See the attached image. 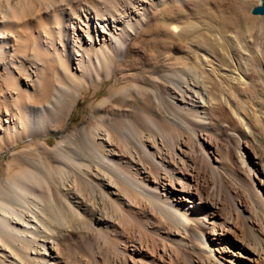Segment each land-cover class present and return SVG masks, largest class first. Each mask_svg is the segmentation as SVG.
<instances>
[{"label":"bare ground","instance_id":"bare-ground-1","mask_svg":"<svg viewBox=\"0 0 264 264\" xmlns=\"http://www.w3.org/2000/svg\"><path fill=\"white\" fill-rule=\"evenodd\" d=\"M13 1L0 0V155L4 151L15 147V145L22 140L41 136L45 133V128L53 125L55 120L64 121L82 92L81 90L85 83L93 84L95 82L108 80L113 76L116 77V82L118 84L122 82L126 83V81L128 82L129 80L128 78L132 81H138L140 79L139 77H143L146 74L154 76L158 72H161L162 75H159L157 78L171 85L172 83L179 84L180 81L168 76V74H171L168 72L174 71L173 68H175V64L182 66L188 65L189 52H196V54L201 52L204 56L210 55L214 57V60H217L221 65L219 69L221 67H228V69H230L234 67L233 63L235 62L237 66L235 70L240 71V74L249 81L242 89L239 88L237 90L232 87L233 90L230 92L232 93L231 96L234 98L225 96V99L232 107L237 105V107H235L238 112L237 114H239V112H244L246 115L245 117L249 118L246 125H250L249 127L251 128L252 146L258 152L261 151L259 158L262 157L261 159L264 160V140L257 138L255 135L257 127L264 133V100L261 97L259 86L255 84V81L251 82L254 78H259L262 79L264 83V77L257 68L259 65V59L256 57L258 53L254 47H251L253 44L251 45L249 41L252 39L255 44L256 41L260 39L259 37L264 41V19H262L264 15L253 13L256 8H260L263 5L264 0H258L257 2L256 0H206L202 1V4H199L200 1L198 2L197 0H167L168 5L164 8H168L170 13L158 18L154 16L157 15L156 12L153 17L149 16L150 13L148 12L143 15L139 13L140 7L143 6V3H141L143 0H15L16 3L14 2V5L16 9H14ZM71 2L79 5L71 7ZM26 5L27 7H35V5L38 8L41 7V9H38L39 11H37V8L33 9L37 11L33 16L37 13L39 14L43 6L46 7V10L55 11L54 14L57 18L56 22L58 23L56 28L58 35L51 38L50 43L47 45L53 46L57 59L55 57H49L50 51L48 46H46L47 48H45L44 54H38L34 51V53H32V58L29 59L28 53L32 49H30L29 45L22 44L21 36L18 35L15 41L10 39L9 35L11 32L9 33L8 30L11 27V17L9 18L8 13L10 10H14L15 15L20 16L22 8L25 9ZM66 5L68 9L61 8ZM19 7H21V10H19ZM56 7L59 8L58 11L55 9ZM67 10L78 16L76 17V21H72L73 23L68 21L69 17L68 19L66 18L67 15L65 11ZM26 13L22 14L25 15ZM93 15L101 19L100 21L103 23V28L110 32L111 38L103 39V37H101V40L97 43L96 36H93V34H96V30L92 31L96 23L93 19ZM159 15H161L160 12ZM259 17H262V20L259 19ZM153 21L158 23H156L157 25L154 27L151 26ZM68 22L72 27H75V24L80 26L86 23V28L80 30L89 34V39L92 43H90L89 49L84 48L80 43L82 48L79 47L83 51L82 55H77L81 50L76 51L73 50L74 46L71 47L74 43L71 44L70 41L69 30L72 28L68 27ZM192 22L193 24L189 25ZM186 24L189 26H186ZM227 33H231L235 35V37H228L225 35ZM80 38L81 37H79V39ZM235 41H237L239 47H237ZM134 42L138 45L136 50L130 48V45L134 44ZM183 46H186L187 50L184 51L182 49ZM258 46L260 48L259 51L262 52L264 57V45L259 43ZM240 49L250 52L252 56L250 60L253 59V67L255 66L256 70L255 72L253 71L251 75H245L243 73V62L241 63L238 57ZM73 51L78 52H74V55L76 54L75 56H79L74 70L71 68V64H73ZM177 53H179L180 59L178 60L180 61L171 63L170 61L178 57L176 55ZM53 62H55V64ZM194 65L196 69L201 67L197 61L196 63L194 62ZM51 69L52 71L55 69L54 73H56V76H54L55 86L53 89H51L52 87L42 89V97L37 99L35 95H33L34 89H31L32 82H34L33 78L40 72L43 74L39 75L45 77L49 72H52ZM185 69L182 67L176 68V71L178 74L188 75ZM128 70L133 72V74L128 73L127 75ZM205 74H207L205 78H207V80L211 79L210 81L212 82L213 78L211 74ZM171 76L174 75L171 74ZM42 79L44 80V78ZM151 81L152 83L147 85L153 87L156 91V99L160 101V108H157V110L164 107V112L171 116V124L183 127L184 130L191 134L194 141H199L200 135L196 132L195 125L193 124L194 122L198 123V121L193 120L194 122L192 123V119H189L186 115H197V117L201 119L202 117L199 116V111L193 110L195 108L197 109L199 105L198 108L204 109L202 105L203 102L209 103L210 100L217 101V96L214 95L213 92L221 91L219 84L215 81V83L212 82L213 88L209 93L210 97H208V100L207 98L205 100L203 90L200 87V92L198 91L199 96H197L199 99L198 103L200 104L196 106L197 103L195 102L196 105L193 106V110L190 109L192 110L190 113L186 111V115H180L176 114V111L172 112L176 107L162 94L165 90L164 86L159 85L154 79ZM23 83L25 84L24 86ZM44 86H46V83ZM161 87H163V91ZM142 89L130 88L128 90V93L130 92L128 95L122 93L121 97L119 95L114 96V99L106 101L100 107L95 108L94 116L101 115V117L98 118L97 127L99 124H104L102 126L106 128L105 130L109 137V141H107L108 144H103V141L98 142L97 139H95L96 135L92 134L91 128L90 130L88 129L90 132L86 131L87 128L82 131L81 139L85 149L99 155L100 159H102L101 161L105 163L102 164V166L111 173V181L118 185L120 190L123 191L122 193L126 196L123 195L125 197L124 201H122L123 207L121 206V202L118 201L121 206H119L118 212L112 215L99 217L97 225L102 227L103 230H107L106 232H109L116 239L118 236L125 233H132L135 231L142 232L141 228L145 226L139 221L140 212L145 213V209L151 207L152 212L156 210L157 214L159 213L162 218H164V222H167V225H169V232H165V235H157L160 236L159 238L163 243L164 254H168V248H178L186 254L193 255L192 258H189L190 264H241L234 259L235 255L232 253L233 250L227 249L222 239L220 240L221 242L219 241L220 243H218V241H216L217 238L214 237L209 239L206 235L209 230L212 237L219 235L216 232L217 230H221L222 224L224 223L220 222L219 224V222L216 221L217 218H220L218 217V213L215 211L210 214L205 213L203 217L200 218L199 215L195 213L196 211H189L183 207L182 201L179 200V197L176 195L178 190L175 188L169 189L167 181L172 182L170 184H173V182L179 183L176 179L179 178L178 175L180 171L177 170V168H169L163 158L162 160L159 159L160 153L149 151L147 143L141 139L142 135H145V132L151 134V137L152 135L156 136V132L158 134L161 132L154 129L157 127V124L153 123V116L149 118V114H152L155 108L151 107L154 99L146 89ZM184 92L190 93L191 91L189 92V90L186 89ZM221 94L224 96L223 90L220 95ZM24 96L28 99V104L26 103L25 106L21 104V98ZM112 97L113 96H111V98ZM130 97L133 98L130 99ZM184 97L187 96L184 95ZM140 98H143L145 102H141ZM113 104L118 107L126 106L130 108V110H123L124 112H120L119 114L117 112L113 113L117 108H113L114 110H112V112H108L102 107H113ZM249 104H252L253 107L256 108V111L253 112V116L247 110ZM246 105L248 106L246 107ZM155 106L158 107L157 103ZM161 110L163 111V109ZM219 110L222 113L227 112L223 104H220ZM153 114H155V112ZM102 119H106V121L103 122ZM120 120H124V122ZM5 122L8 124L5 125ZM149 124H151V126H156L151 127ZM139 128H142V130H139ZM236 137L239 136L235 135L234 138L237 139ZM161 139L166 146H170L171 148H174L171 146V141L179 142V138H177L174 132L166 134L161 132ZM238 139L240 141V138ZM131 143L136 145L140 156V162H138V166L140 165V167L134 165L132 168L140 173L142 171L141 169H143L144 174H150V177L149 175L148 177H144V181L141 182L136 180L135 177L127 176L119 167L120 165L129 166L133 163L130 159V157L133 156L129 153V149L127 148ZM38 146V149H30V152H18L12 155L11 164L7 167V176L0 181V242L4 245V247H2L4 254H6L5 251L7 247L11 245V238H14L16 241L20 240L23 243L33 241V239L37 237H32V239H30L29 234L34 235V233H39V231H41V225H43L41 224L43 218L46 216L49 217V215L54 216L56 199H54L50 192H47L48 196L45 197V193L42 189V185L45 182L44 175H48V171L43 167L45 162L42 158L45 152L49 153V149L46 146ZM118 146L122 148V151L119 150ZM124 148L128 150L126 151ZM58 154V156H54L57 167L60 168L62 172H67L66 169H70L69 159L62 153ZM258 154L259 153H257V155ZM208 158H210L209 155ZM37 160L40 161V163L36 162ZM248 163L249 162L245 163L247 164L248 174L252 176L254 175V168L248 166ZM42 167L45 172L42 171ZM54 170L57 171L56 168ZM185 176L187 178L186 174H184V177ZM151 178L156 179L154 181L155 186L153 187L147 184L148 180L151 181ZM77 179H81V176H78ZM94 192L96 193L95 190ZM246 192L255 210L254 218H249L244 213L243 209H238V215L243 218L244 221L246 220L245 223L247 221L249 222L248 225L252 230V235L257 246L255 250L249 249L251 251L250 255L246 258L248 260L247 264H264V198H261L260 193L257 194L256 191L255 193L249 188L246 189ZM228 196L231 197L230 199H232L231 202L233 205L237 206L236 197L232 196V192H228ZM31 199H34L37 204L39 203V205H41L37 206V212L32 211L30 208V204L32 203ZM111 199L114 200V198ZM114 202L117 203L116 201ZM34 204L32 203V205ZM61 205L70 211L71 208H74L66 198L64 200L62 199ZM209 219H211V222L208 221ZM255 226H258L261 231H263V234L260 235L258 233L259 231L257 232V230L254 229ZM205 229L208 231H205ZM149 232L151 233V231ZM147 233L148 232H146V234ZM111 235H109V238ZM142 235L143 237L145 236L144 234ZM179 235H184L185 237L180 240L177 238ZM234 238L235 244L241 243L240 246H243V241H240L237 237ZM147 240L148 239H146V241ZM191 240H194L195 245L190 244ZM100 242L99 244L90 243L89 245V251L91 250L92 252H90L91 258L89 259L96 261V264H99V260H104V253L112 252L110 250L112 247L108 243L109 239ZM152 242H154V240H152ZM150 243L151 242L148 241L145 244L139 245L132 242L131 246L133 248H131V252H129L131 254H128L132 264H158L155 259L148 258L149 255H147V250L150 249ZM108 244L110 246H108ZM217 244L220 245L217 246L219 249L215 246ZM5 246L7 247L5 248ZM43 246L45 247L43 252L44 255L41 259L46 262L45 264H67V262L59 260L56 244L54 245L53 242H44ZM113 248L115 253L112 252V257L117 252H121L118 247ZM243 248L247 250L249 247L245 246ZM216 252L220 253L221 257L217 256ZM164 254L159 255V258L160 256L163 257ZM10 256L13 257L14 255L10 254ZM111 259L113 258H110V260Z\"/></svg>","mask_w":264,"mask_h":264},{"label":"rangeland","instance_id":"rangeland-1","mask_svg":"<svg viewBox=\"0 0 264 264\" xmlns=\"http://www.w3.org/2000/svg\"><path fill=\"white\" fill-rule=\"evenodd\" d=\"M197 1H200L199 4H202V1L206 0ZM257 1L258 0H256V2ZM14 2L15 0L13 1V6L14 9H16V6L14 5L16 2ZM141 3H143V6L140 7L139 13L142 15L148 12L150 13L149 16L153 17V15L157 13V15L154 16L158 18L170 13L168 8H164L168 5L167 0H143V2ZM74 5L77 6L79 4H73L71 2V7H75ZM26 7L25 9L27 11L22 8L20 16H16L15 11L10 10L8 16L9 18L11 17V27L8 32H11L9 36L12 41H15V39L17 40V36L19 35L21 36L22 44L30 46V49H32L28 53L30 59L32 58V53H34V51H36L38 54L45 53V48H47V44L50 43V39L58 35L56 30L58 23L56 22L57 18L54 14L55 11L46 10V7L43 6L42 11L39 14L37 13L33 16V14L39 11L38 9H41V7L38 8L36 7V5L35 7L33 6L34 8L30 6H28L27 8ZM19 8L18 9L21 10V7ZM36 8L37 11L33 10ZM61 8L68 9V6L66 5ZM55 9L58 11L59 8L56 7ZM65 12L67 15L66 18L68 19L69 17L68 21H70V23H73V20L76 21V17H78L77 15L71 13L69 10ZM159 12L161 15H159ZM22 13L26 14L23 15ZM95 16L96 15H93V19L96 23L94 24V30L92 29V31L96 30V34H93V36H96L97 43H99L101 37H103V39H109L111 38V35L107 29L103 28V23L100 21L101 19H98V17ZM261 18L262 17H259V19ZM262 19H264V17ZM70 23L67 24L69 28H72L69 30V37L71 44L74 43L73 45H71V47L74 46L73 50L76 51L81 50V52L79 53L75 51L72 52V56L74 58L72 57L73 64H71V68L74 70L76 68V61L79 58V56H75L76 54L74 55V52L78 53L77 55H82L83 51L80 45L82 44L84 48L89 49V45L92 42L89 39V34L87 32L84 33L80 30L86 28V23L80 26H77V24H75V27H72ZM156 23L157 22L153 21L151 23V26H156L158 24ZM191 24H193V22L189 25ZM189 25L186 24V26ZM225 35L231 38L235 37V35H232L231 33H227ZM79 37H81L82 40L81 38L79 39ZM259 38L260 39H258L255 44L253 43L252 39H250L249 41L251 45L253 44L251 47H254L258 53L256 56L259 59V65L257 66V68L264 77V57L262 52L259 51L260 48L258 46L259 43H262V45H264V41L263 39H261V37ZM235 42L237 45V41ZM48 47L50 51L49 57H55L56 54L53 46L49 45ZM237 47H239V44L237 45ZM130 48L132 50H136L138 48L137 43L134 42V44H131ZM182 49L185 51L187 50V47L183 46ZM243 50L244 49H240V54L238 55L241 63H244H242L244 67L243 73L245 75H251L253 71L255 72L256 70L255 66L253 67V59L250 60V58H252L250 52ZM176 55L178 57L170 61L171 63H177L180 61L178 60L180 59L179 53H177ZM55 58L57 59V57ZM188 59V65L182 66L179 64H175V68H173L174 71L168 72L174 75L171 76V74H168V76L180 81L179 84L172 83L171 85L169 83H166L162 79L157 78L159 75H162L161 72H158L154 76L146 74L143 77H139L140 79L138 81H132L130 80V78H128L129 80L128 82L126 81V83L122 82L118 84L116 82L117 79L114 76L108 80L95 82L93 84L85 83L82 87V92L78 96L74 106L72 107L67 118L64 121L55 120L53 125L47 126L45 128V133H43L41 136L22 140L18 142L15 147L4 151L0 155L1 181L4 177L7 176V167L11 164L12 155H14L15 153L17 154L18 152L27 153V151L30 152L32 149H38V145L44 147L46 146L49 149V153L45 152L42 159H44L45 165H43V167L48 171V175H44L45 182L42 185V189L45 193V197L48 196L47 192H50L51 195H53L54 199H56L54 216L49 215L50 218L48 216L43 218V220L41 221V224L43 225H41V231H39V233H34V235L29 234L30 239H32V237H37L35 238L36 240L33 239V241L23 243L20 240L16 241L14 238H11L10 247L5 246V248L7 247V250L5 251L6 254H4V251H2V247H4V245H2V243L0 242V264H45L46 262L41 259V257L44 255V242H53L54 245L56 244V248L58 249V256L60 258L59 260H63L67 262V264H96V261L89 259L91 258L92 253L91 250L89 251V245L90 243L99 244L101 240V242H103L106 239H109L108 243L112 247V249H110L112 252H114L113 247H118L121 252H117L115 255H113V257L111 255L112 252L104 253V260H99V264H132L129 260L128 255L131 254L129 252H131V248H133L131 246L132 242L142 245L147 243L148 241L152 243H150V249L147 250V255H149L148 258L155 259L158 264H190L189 258H192L193 255L188 253L186 254L184 251L182 252V250L180 251L178 248H171L172 250L168 248V254H164L162 245L163 243L159 238L160 236L157 235H165L167 232H169V225H167V222H164V218H162L159 213L157 214L156 210H153L152 212L151 207H147V209H145V213L140 212L139 221H141L140 223L145 226L144 228H141L142 232L135 231L132 233H125L118 236V238L116 239L109 232H106L107 230H103L102 227L97 225L99 217L112 215L118 212L120 206L119 202H121L122 204V201H124V198L126 196L124 193H122L123 191L120 190V187L111 181V173H109L107 169L102 166V164L105 163L101 161L102 159H100L99 155L85 149V146L82 143L81 139L82 131L83 129L87 128L86 131L90 132L89 130L91 128V132L92 134L96 135L95 139H97L98 142L103 141V144H108L107 141H109V137L107 136L105 126H102L104 124H99V126L97 127V121L98 118L101 117V115L94 116L95 108L100 107L106 101L114 99V96L119 95L121 97L122 93L128 95L130 93H128V90L130 88H144L142 90L146 89L152 95V98L154 100L153 105L151 104V107H155L154 109L152 108V114L154 112L155 114H149V118H152L153 116V123L157 124V127L154 129L158 132L161 131L163 134L174 132L177 138H179V142L171 141L172 145H170L174 147L171 148L170 146L168 147L164 144V142H162L161 132L159 134L156 132V136L152 135V137L151 134L145 132V135H142L141 137V139L147 143L149 151L155 153L159 152L160 160H162L163 158L169 168H177V170L180 171L178 175L179 178L176 179L179 183L173 182V184H170L172 182L167 181L169 189L175 188L176 190H178L176 195L177 197H179V200L182 201V205H184L183 207H185V209L189 211H196L195 213L198 214L200 218H202L203 214L205 213L210 214L214 211L218 213V217L220 218H217L216 221L219 222V224L220 222L224 223L222 224L221 230H217L216 232L219 235H215L212 237V235H210L209 233L210 230L206 235L209 237V239L214 237L217 238L216 241H218V243H220V240L222 239V241L225 242V247H227V249L229 250H233L232 253L233 255H235L234 259L236 261L240 262L241 264L248 263V260L246 258L250 255V251L255 250L257 246L252 235V230L248 225L249 222L247 221L245 223L246 220L244 221V219L238 215V209H243L244 213L249 218H254L255 210L251 204L250 199L247 197L246 189L249 188L253 192L256 191L257 194L260 193L261 198H264V160L261 159L262 157L259 158L261 155V151L258 152L252 146L253 143L251 139V128L249 127L250 125H246L249 118L245 117L246 115L244 112H239V114H237L238 112L235 108L237 107V105L235 107H232L231 104L227 103L225 96L230 97L232 95V87L237 90L239 88L242 89L249 81L245 79L246 77L244 78L240 74V71L235 70V68L237 69L235 62L233 63L234 67H231L230 69H228V67H221L219 69L221 65L217 60H214V57L210 55L204 56V54L201 52L197 54L196 52H189ZM196 61L199 66H201L198 69H196L194 65V62L196 63ZM53 63L55 64V62ZM56 65L58 66L57 63ZM181 67L184 69L187 67L185 70L188 75L178 74L176 68ZM54 71L55 69L52 72H49V74H47L45 77H43V75H39L43 74L40 72L33 78L34 82H32L31 89H34L33 95H35L37 99L42 97V89L46 87H52L51 89H53V87L55 86L54 76H56V73H54ZM128 73L133 74V72H131L130 70L127 71V75ZM205 73L211 74L213 78L212 82H216L219 84L220 90H223L224 92V96L222 94L220 95L221 91L213 92V94L217 96L218 100H210L209 103H205L202 100V105L204 107L203 109L198 108L200 106V103H198L199 99L197 98V96H199L198 91L200 92L199 89L201 87L205 96V100L206 98L208 100V97H210L209 93L213 88L212 82L210 81L211 79L207 80V78H205L207 77V74ZM42 78H44L45 81ZM152 79L156 80L159 85L164 86L165 90L162 94L165 95L167 100L173 103V105L176 107V109H174L172 112L176 111V114L183 115L186 113V111L190 113L194 109L193 106L196 105V103V106L199 105L197 109L195 108L193 111H199V116L202 117L201 119H199L197 115L189 116L186 115L187 113L185 114L189 119H192V123L194 121H198V123L194 122L193 124L195 125L194 127L196 132L200 135L199 141H194L191 137V134L184 130L183 127L171 124V116L164 112V107L161 108L163 109V111L161 109H158L159 111L157 110V108H160V101L156 99V91L153 89V87L147 85L152 83ZM257 80L260 81L258 82ZM254 81L256 82L255 84L259 86V90H261L262 95L261 97L264 100V83L262 79L254 78L251 82ZM45 83L46 86H44ZM24 85L25 84L23 83V86ZM161 88L163 91V87ZM186 89L191 92H184L186 91ZM184 95H186L188 98L184 97ZM111 96L113 97L111 98ZM132 98L133 97H130V99ZM21 100V104H24L23 106H25L26 103L28 104V99L25 96L21 98ZM140 101L143 103L145 102L143 98H140ZM156 103L158 107L155 106ZM187 103H189L190 105ZM220 104H223V106H225L227 112L222 113L219 110ZM112 106L113 107H102H104V110L108 112H112V110H114L113 108H117L116 111H113V113L117 112L119 114L120 112H124L123 110H130V108L126 106V108L124 106L118 107L115 104H113ZM247 106L248 105H246V107ZM247 110L253 116V112L256 111V108H254L252 104H249ZM124 120L120 121L124 122ZM102 121L105 122L106 119H102ZM7 124L8 123L5 122V125ZM149 125L151 126V124ZM139 130H142V128H139ZM235 135L239 136L236 138H240V141L239 139L237 140L234 138ZM255 135L257 136V138L264 140V133L263 131L259 130V127H257V131H255ZM127 148L129 150L126 148H124V150H128L129 153L132 154L133 157H130V159L133 163L129 166L120 165V169L122 170V172L126 173L127 176H131L133 178L135 177V179L140 182L144 181L143 178L148 177V175L150 177V174H144L143 169H141L142 171L140 173L132 168L134 165L140 167V165L138 166V162H140V156L136 145L134 143H131ZM119 150L122 151V148L119 147ZM58 153L64 154L69 159L70 169H66L67 172H62V170L57 167V162L55 161L54 156H58ZM257 153L259 154L257 155ZM208 155L210 158H208ZM36 162L40 163V161L38 160ZM246 162H249L248 166L254 168L255 176H250L248 174L247 164H245ZM43 167L42 171L45 172L43 170ZM55 168L57 171L54 170ZM184 174L187 175V178L186 176L184 177ZM76 176H81V179H77ZM155 180L156 179L151 178V181L148 180V182H146L153 187L155 186ZM180 183L182 186L180 185ZM93 189L96 191V193ZM228 192H232V196L236 197L237 206H234L231 202L232 199H230L231 197L228 196ZM59 195L62 197H60ZM65 198L68 199V201H70V203L74 207L71 208V211L69 209L67 210V208L62 207L61 205L62 199L64 200ZM111 198H114V200ZM112 200L113 202L116 201L119 205L115 202L113 203ZM31 201L33 204H37L34 199H31ZM32 203L30 204V208L32 209V211L37 212V206L39 205V203L37 205H32ZM121 206L123 207V204ZM148 210L151 213H149ZM208 221L211 222V219H209ZM254 229L257 230V232L259 231L258 233L260 235L263 234V231H261L258 226H255ZM149 231H151V233ZM205 231L208 230L205 229ZM146 232H148V235L146 234ZM142 234H144L145 236L143 237ZM109 235H111L110 238H113L110 239ZM184 237V235H179L177 238L182 240ZM234 237H237V239L243 241V246H240L241 243L235 244ZM146 239L148 240L146 241ZM151 239L154 240V242H152ZM110 241L112 242V244ZM114 243H116L117 245ZM109 244L108 246H110ZM190 244L195 245L194 240H191ZM215 246L217 247L220 245L217 244ZM245 246L249 248L247 250L245 248L244 250L243 247ZM217 249L219 248L217 247ZM10 254H13L14 256L11 257ZM161 254L164 255L163 257L160 256L159 258V255ZM216 254L217 256L221 257L220 253L216 252ZM110 258L113 259L110 260Z\"/></svg>","mask_w":264,"mask_h":264},{"label":"water","instance_id":"water-1","mask_svg":"<svg viewBox=\"0 0 264 264\" xmlns=\"http://www.w3.org/2000/svg\"><path fill=\"white\" fill-rule=\"evenodd\" d=\"M254 14H260V15H264V1H263V5L260 8H256L253 11Z\"/></svg>","mask_w":264,"mask_h":264}]
</instances>
